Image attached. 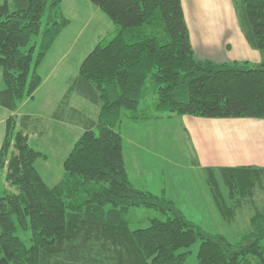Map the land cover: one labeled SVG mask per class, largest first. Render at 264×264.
<instances>
[{
  "label": "trees",
  "instance_id": "1",
  "mask_svg": "<svg viewBox=\"0 0 264 264\" xmlns=\"http://www.w3.org/2000/svg\"><path fill=\"white\" fill-rule=\"evenodd\" d=\"M63 1L0 0V107L15 112L40 87L37 67L69 23L58 18ZM89 1L118 28L84 59L70 92L99 105V117L86 120L54 187L36 171L35 162L46 157L29 144V119L8 118L0 149L8 186L0 198V264H188L197 242L195 264H264V210L254 207L236 243L205 232L172 200L131 183L117 128L124 118L264 120V61L197 59L181 0ZM233 4L249 46L264 53V0ZM41 35L39 45L34 39ZM149 94L156 97L155 112L137 115ZM54 118L64 120L58 113ZM205 175L217 210L230 223L254 206L264 170L210 169ZM135 208L165 219L132 230L127 216ZM19 228L30 230V247L16 236Z\"/></svg>",
  "mask_w": 264,
  "mask_h": 264
},
{
  "label": "rangeland",
  "instance_id": "2",
  "mask_svg": "<svg viewBox=\"0 0 264 264\" xmlns=\"http://www.w3.org/2000/svg\"><path fill=\"white\" fill-rule=\"evenodd\" d=\"M58 18L66 19L69 23L37 67L42 83L33 98L20 103L15 112L0 107L1 117L29 119L26 132L29 144L46 157L39 158L35 162V168L48 187H54L63 180L64 162L84 134L86 120L97 121L100 114L99 105L76 92H70V87L77 78L84 59L100 42L111 41L118 28L89 0H64ZM46 20L47 15L43 19V30ZM34 40L40 45L42 35ZM3 88L0 70V91ZM155 104L156 97L149 94L136 114L155 112ZM56 113L63 115L64 120L55 119ZM128 120L124 118L117 127L124 138L126 155L135 156L138 153L145 163H158L167 168L174 181L170 183V189L174 194L176 207L205 232L221 235L231 243L238 242L249 228L254 207L264 210V178L262 187L256 188L254 206L244 207L237 212L236 219L229 223L223 220L216 208L205 172L194 168L196 155L190 136L179 120L163 121L161 124L164 125H160L158 129L130 127L133 122ZM6 122L5 120L0 126V145L5 136ZM136 150L139 151L136 153ZM166 159L170 164H167ZM5 175L6 173L1 174L0 182L5 183ZM127 218L130 228L137 230L149 227L153 219L164 220L165 216L154 210L135 208ZM16 236L27 247L32 245L30 230L19 228ZM199 247L200 242L191 247L188 264H195Z\"/></svg>",
  "mask_w": 264,
  "mask_h": 264
},
{
  "label": "crops",
  "instance_id": "3",
  "mask_svg": "<svg viewBox=\"0 0 264 264\" xmlns=\"http://www.w3.org/2000/svg\"><path fill=\"white\" fill-rule=\"evenodd\" d=\"M181 3L197 59L215 63L258 64L264 61V53L252 49L245 39L233 0H181ZM6 117L0 114V126L8 120ZM173 119H178L190 136L196 155L195 169L204 172L235 168L264 170V120L203 119L187 115L128 121L133 122L130 127L158 129L164 125L163 121ZM125 150L123 138V157L131 183L139 190L165 196L174 202L170 189L174 181L167 168L158 163H145L137 153L139 150L135 156L126 155ZM166 162L170 164L167 159ZM3 173L0 172V180ZM7 190L6 181L0 182V195Z\"/></svg>",
  "mask_w": 264,
  "mask_h": 264
}]
</instances>
